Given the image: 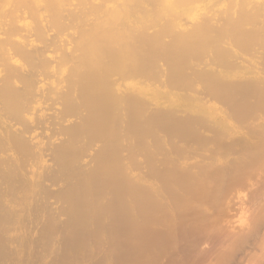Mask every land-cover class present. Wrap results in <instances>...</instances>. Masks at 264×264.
<instances>
[{"label": "rangeland", "instance_id": "rangeland-1", "mask_svg": "<svg viewBox=\"0 0 264 264\" xmlns=\"http://www.w3.org/2000/svg\"><path fill=\"white\" fill-rule=\"evenodd\" d=\"M237 1L240 0H236L234 3ZM245 1H241L242 3L240 2V5H244ZM229 3L230 2L225 1L222 3L223 5L220 3L218 6H220V8L228 7ZM241 6L238 12L246 11L245 14H247V12L250 11L249 9H251V12L253 11L256 16L262 9L264 10L263 3H261L258 8L260 9L259 13L258 10L254 8H248L249 11H247ZM153 11L156 12L155 9H152L148 14L153 15ZM238 12L232 15L236 21H239V19L241 20V18L238 17L236 19L237 15H242L241 12L240 14ZM245 14L243 13L242 17H245L246 21H249V23L252 21L258 24L264 21V14L258 15L262 16V18H256L254 14L249 16V18L253 16V20L248 18L247 15L249 14L246 15L247 17L244 16ZM148 20L150 21V19ZM247 27L250 28L252 26ZM223 28H225V26ZM215 30L213 32L214 35L211 34L213 38L216 35L212 41L216 40L218 37L220 39L223 35L222 32L220 33L221 29L218 32L216 31V34ZM222 31L224 32V29H222ZM229 34H226V36ZM209 35V40H203L202 42L201 40L195 41L186 44L182 49H175L177 50L175 51V55L179 60L174 57V53L170 54L173 55V57L171 56L172 58H168L170 57L168 54L158 55L147 51V53H152L153 56H150V54H148L149 56H145V54H147L145 53L143 57L136 60L137 66L131 63V65L124 70L125 73H123L122 69L120 70V67H116V69L120 71L119 73L122 71L123 74H120L119 80V76L116 78V76L114 77L112 75L111 81L113 83H119L121 77H123L122 80L128 78L126 79L127 81L130 83L133 82L129 93L126 95L128 97L123 99L117 98L112 94L108 78L106 77L105 79L107 81L103 82L105 87L100 83L99 87L89 89L91 92L88 90L89 92L87 91L86 93L85 91L83 94L81 93L76 96L72 101L61 103L57 106V109H53L52 112L45 111L44 113V111H41L37 113V115H30L27 113L28 117L26 115L25 105L22 104L19 106L14 104L15 108L12 106L13 104H8L3 101L0 96V237H3L0 239H4L3 241H5L4 243L0 241V258L2 257L0 259V264H18V262H20L19 264H102L100 259L103 260L104 255L105 259L103 262L108 261V263H113V258L116 254L114 250L116 247V238H113V235H109L114 232H112L111 226L109 228L108 225L112 223L113 226L115 215L121 216V213L125 215L126 208L130 206V208H132L131 214H133L131 217L136 215L134 221L135 219L137 220V217H139L138 220L141 221L142 217L139 212L141 206H138L141 196L139 198L137 197L141 193V195L146 196V193L149 191H147V188L151 189L154 194L155 203L161 205L162 202V206L166 211L173 213L174 202H171L174 201V199L172 194H170V192L168 193V187L166 188V186L160 184L166 181V179L162 180V178H164V176L174 177L175 172V176H177V168H180V171L178 170L179 173H183L187 169L188 171L192 170L190 172L193 173V175H197L206 169L204 167L206 165L207 176L222 166V168L228 170V173L232 171L231 175L233 177V169L239 164L241 165L240 171L243 173L245 172L244 174H248L247 170L253 169L249 172V174L251 173L252 175L248 176L246 174L244 179V182L250 183L246 188L247 190H243L244 192L242 191L241 194L234 193L229 200L222 204V210H217V212L219 211V213L221 212L222 214L216 213L219 214L215 215L216 219L220 215L223 216V218L219 217L222 218L220 222L222 221L221 224L224 223L226 226L225 228H230L231 232L228 230L229 228L227 231H229V234L232 236L228 234L227 238H224L225 241L230 238L231 240H227L226 242L223 241L225 242V246L224 243H222V250L217 251L216 249L218 246H215L216 249L215 247L212 249L213 255L212 257L210 255L208 258L210 260L207 264H218V262H221L219 264H245L247 260H250L249 258L251 257L249 256L254 252L256 253L254 255L259 254V256H262L260 253L264 252V250L261 251L264 248V189H258V192L261 191V193L259 192V197H256L255 194L257 191L255 190L264 183L262 182V180L264 181V179H262V176H264V164H262L264 163V148L262 145L264 146V144L261 143L262 141L264 143V54L259 56V59H253L248 51L251 48L250 46L256 42L254 40L258 41L257 45H260L262 41L259 42L257 39L258 34L257 36L254 34L255 38L249 34L248 36L252 37V39L249 40H252V42H245L247 40L246 38L244 42H239V45L245 43V45H241L242 48H239L238 43L235 41L234 43L232 38L227 36L232 42L230 43L229 39L228 42L225 38L226 44H224V47L232 49L233 47L228 46V44H235L233 45L234 50H229L234 52L235 57H228V51V56L226 55L227 53L222 51L221 53L224 54L216 53L217 51L214 54L213 50L216 49L214 44L212 43L209 46L204 44L210 41L209 37L211 35ZM259 37L262 38V40L264 39V35H259ZM236 44L237 47H235ZM261 44L262 46L264 45L263 43ZM200 45H202V50L205 51L208 49L209 52L211 51L209 53L206 50L208 54H213L211 55L213 56V58L211 57L212 59L209 56H207L209 57L208 60L206 59L207 57L204 59L201 57L202 50H198ZM194 46H197L196 49ZM244 46L250 48L246 50ZM255 46L254 44L253 47L255 49L264 51V46L262 47L263 50ZM203 47H209L211 50L209 48L203 49ZM238 48L240 53L236 50ZM196 50L199 51V55ZM191 51L194 53L196 52V55L199 57H196ZM244 51L248 52V54ZM250 51L252 52L253 50ZM176 52H178L179 55ZM190 52L192 53L191 55ZM233 52H231V54H233ZM154 55H158L156 57L157 59L161 58V55H164V57L162 56L163 58H161L162 61L158 60L159 64L156 62L157 60H155ZM204 55L206 56V54L203 53L202 56ZM187 56L191 62L195 61L196 64L202 62L200 60L201 58L202 60L209 61V63L201 67H191L195 66V63H192V65L189 64L190 62H188L189 65L187 63V65L184 64L188 60L185 59ZM223 56H227L228 60L224 59L225 57ZM215 57L216 59L218 57L220 62H217ZM221 57L227 60V64L229 62H234L233 64L235 65L236 63V65H229L230 63L228 65L224 64ZM238 57H240V59ZM234 58H236L238 62H235ZM214 59L217 64L215 62L214 65L208 67L207 65L213 64ZM175 62L177 64H175ZM218 63L224 65L222 66L221 64L218 68ZM176 66L178 67L176 68ZM134 67H136L135 69L138 67V72L133 70ZM115 70L111 71L114 73ZM132 70L136 71L137 74L132 72ZM30 75L31 74H27L29 77ZM138 76H141V79L138 78ZM26 95L28 94L23 93L21 97ZM31 99L34 100L33 97ZM31 102L33 103V101ZM255 142L258 143L256 144ZM143 143H145V148ZM160 143L162 144L160 145ZM147 144H149V146H147L148 149L150 146L152 147H150V150L152 153L156 154L155 156L153 154H147L149 153V150L146 149ZM243 144H245L246 147ZM200 148L203 149V151H201ZM146 150L148 151L145 154ZM148 155H152L153 157L151 158L153 159L149 160V158H147ZM200 156H204V158ZM215 156H217L218 159ZM121 160L124 161L122 166H126H120L119 168L118 166L121 165ZM152 160H154V164ZM116 161H120V163L118 162L115 164ZM250 161L251 163H249ZM65 164H67V166ZM68 164H71L69 166L70 168H68ZM108 164H111V166ZM128 164H130V166H128ZM105 165H107L106 169L108 166L112 167V170L110 168L109 170L115 172L114 174L112 173L111 176L114 175L116 179L111 177L108 173H105ZM260 165L261 170L259 168ZM113 166L115 167L114 169ZM174 167L176 171L173 169ZM242 167L245 169H242ZM254 168L258 169V171L256 169L255 171ZM124 170L125 172L123 173ZM227 170L225 172H227ZM90 171L95 172L96 174L93 173L95 176L98 175L96 177L99 178L97 181ZM168 171L173 174L170 175ZM60 172L61 174H68L66 179L69 175L74 178L71 180L72 177L70 176L71 178L68 182V179L66 180L65 176L63 177L64 174L61 175ZM117 172H120V174ZM80 173H83L85 178L82 177L83 174ZM85 173H87V175L91 173V178ZM122 173L123 176L126 174L124 176L125 179L127 175L128 178L130 176L129 179L127 178L128 180L126 179L127 181H124L125 183L121 182L123 179L120 180L118 178H122ZM159 173L162 174V177ZM104 174H108L109 176ZM116 174H119V176L117 177ZM226 175H224V179H226ZM148 176L150 177L149 179ZM78 177H82L83 179H80V182L76 183V178ZM86 177H88L89 181H95L93 184L95 183L96 187H94V185L92 188H99L97 186H102L103 188L101 191H106L109 188H105L109 185V192L106 191V193H102L99 191L96 194L95 192L100 190V188L93 191L94 188L91 189V187L89 188L93 192L86 193V190L82 191L83 188H87L84 187V184L89 183L88 185L90 186L92 183L88 182ZM109 177L111 178L107 182L106 179H109ZM206 177L204 183H213L210 176H208V178ZM233 177L228 179L230 180ZM134 178L136 179L131 182ZM140 178H143L144 181L142 179V182ZM129 180L132 184L136 183V187L135 185L131 186L134 189L133 191L129 190L132 191L131 193L126 188L131 185ZM157 181L158 183L160 182V185ZM114 184L117 186L115 187ZM81 185L83 187H81ZM140 185L146 187H140ZM118 186L121 189H118ZM89 188L87 189L89 190ZM115 188L121 191L116 192ZM159 189H161L162 192H159ZM174 190L177 193L182 191L177 187H174ZM91 193L92 196H90ZM98 193H100V195ZM107 193L112 195L108 196ZM113 193L118 194L119 198L120 194H122L121 197L126 195L122 200L117 197L121 202L125 200V204L120 202L122 207L116 199L117 195ZM136 193L140 194L137 195ZM114 195L115 198L113 197ZM109 197L110 201L114 198L112 204L110 201L106 202ZM127 197L129 200H127ZM165 197L167 201H165ZM132 198H134L135 201H133L134 199ZM99 199L102 204H100ZM130 199H132V201ZM251 199L254 200L256 204H253ZM82 200L85 203L89 201L92 204H94V200H97L99 202L97 204L99 205L98 207L95 205L89 207V203L83 204ZM130 201L131 203L138 201V203L136 202L138 207L135 205H128ZM79 202L83 204L81 205L82 207L87 205L89 208H87V206L81 208ZM75 203H78L77 206ZM106 203H110L111 206H107L108 204ZM113 203H115L114 206L116 207L114 208L117 212L119 213L121 211V213L118 214L116 210L114 212L112 211V209H114ZM165 203L167 205L164 206ZM118 204H120V209H117ZM102 205L103 209L106 207L111 209L103 210L100 208ZM95 207L103 211L100 210V213ZM91 208L95 209L92 210ZM95 211L96 214L98 212L97 215H99V213L105 215L107 211L108 217L104 215L94 216ZM109 211L111 213H109ZM132 211H134V213ZM75 212L78 216L79 214L84 216L78 217ZM110 214H114V216ZM123 214L122 216H124ZM100 216L105 218L93 219ZM76 217L79 220H77ZM112 217L113 219H111ZM105 219L109 223L108 225ZM76 220L77 222L80 220L84 222L85 220L87 223L84 222L86 225L82 226L79 224L83 222L80 221L81 223L79 222L78 224ZM98 220H101L102 223L101 221L98 222ZM91 221H97L98 223L95 225V223ZM75 223H77V225ZM89 223L94 224L93 227H91L92 225ZM87 224H89L88 227ZM100 224H103V227H101ZM104 224L106 228H104ZM107 226L109 229H107ZM80 227L84 230H81ZM94 227H97L99 230L95 229L94 231ZM99 227H101V229ZM115 228L114 229L118 232L120 231V228ZM87 232H89L91 236L89 233L87 235ZM98 234L102 236L99 237ZM117 236L118 235H116V237ZM79 238H83V240L80 242ZM85 238L86 240H84ZM112 239H114V242H112ZM231 242L233 244L230 247L227 244ZM112 243H114L113 245L115 246H113ZM18 244L20 245L18 246ZM25 245V248H27L29 252L24 248ZM258 246L263 248L258 250ZM8 247L11 254H9V252L7 253ZM207 247L209 248V246ZM219 247H221V243ZM13 248L16 254L14 251L12 253V250H14ZM1 249H4L5 252ZM221 251H223L224 254ZM25 252H27L28 258ZM221 253L222 256L224 255L223 258L221 257ZM13 254L14 259L12 257L11 259L10 256L6 257V255ZM15 255L18 261L15 259ZM220 257L222 260L219 261V259H221ZM241 258H243L242 261L240 260ZM110 259L111 261H109ZM254 259L257 258L255 257L253 260ZM253 260H251V262H253ZM254 262L252 264H257ZM246 263L248 264V262Z\"/></svg>", "mask_w": 264, "mask_h": 264}, {"label": "bare ground", "instance_id": "bare-ground-1", "mask_svg": "<svg viewBox=\"0 0 264 264\" xmlns=\"http://www.w3.org/2000/svg\"><path fill=\"white\" fill-rule=\"evenodd\" d=\"M225 1L230 2L228 7L220 8V6L218 5L220 3L222 4ZM234 1L236 0H148V1L147 0H0V96L3 99V101H5L8 104H13L12 106L14 107L15 105H19V106L22 104L25 105L26 115L27 113L30 115H37V113H40L41 111H44V113L45 111L52 112V110L57 109V106H59L61 103H64L65 101L66 102L72 101L79 94L81 93L83 94L85 91L87 93L89 89H93L94 87L95 88L99 87L100 83L104 85L103 82L107 81L105 79L106 77L108 78V82L111 87L110 89H111L112 94L116 96L117 98L123 99V98L128 97L126 95L129 93L131 84L133 82L130 83L129 81H127L126 79L128 78L126 79L124 78L122 80L123 77H121L120 79L121 81L119 83H113L111 81L112 80L111 76L112 75L114 77L116 76V78L117 76H119L118 77V80H119L120 74L122 73V71L121 73H119L120 71H118L116 67H120V70L122 69L123 73H125L124 70H126L129 67V65H131V63H133L134 66H137L136 60L143 57L144 54L147 53V51L152 52L154 54H158V55L168 54V56L174 53L173 55L177 59L175 55V51H177L178 49H182V47H185L186 44L193 43L195 41L197 42L200 40L201 42L203 40H207L209 34L214 35L213 32L215 29H216L215 34L221 29L220 33L221 32L223 33L222 37L219 39V37L217 36L218 38L212 41V39H214L216 35L214 36V38L212 35L211 36L209 35L210 41L204 43L206 46H209L212 43L214 44V46L216 47V49H214L215 51L213 50L214 54L216 51H217L216 53H219V54L221 53V51L225 53H227L228 51L229 56H228V53L226 54L228 57L230 56L235 57L234 52L229 51V50H234L233 45L235 44L230 45V43L232 41L233 42L235 41L236 43H238V47L242 48L241 45L243 43L239 45V42L240 41L244 42L245 39L247 38L245 42L250 41L251 43L252 40H249V39H252V37L255 38L254 34L256 36L258 34L257 39L259 40V42L262 41L261 43L264 44V39L262 40V38L259 37V35H264L263 34L264 33V21L261 19L263 21L261 23L255 24L252 21H250L251 23H249V21H246L245 17H242L243 13L245 14L246 11L238 12V10L240 9V6L242 5L241 7H243L245 10L247 11L250 10L249 12H247V14L249 15L247 14L244 15V16L247 15L249 18V16L253 15L254 13L253 11L251 12V9L248 10V8H254L258 10V13H259L260 9L258 8L260 7L261 3L264 4V0H246V1L244 0L245 1L244 5L243 4L240 5V2L243 0L237 1L235 3ZM227 8H230V9H227ZM150 9L156 10V12L153 11L154 12L153 15L151 14L152 17L151 15L148 14V12L151 11ZM237 12L239 14L241 12L242 14V15L236 16V19L237 17L241 18V20L239 19V21L234 20V17L232 16L236 14ZM259 14L263 15L264 10L262 9V11ZM254 15L256 18L257 17L262 18V16H258V15L256 16V14ZM253 18L254 17L252 16V18H249V19L253 20ZM148 19H150V21ZM224 26L226 29L223 28ZM247 26H252V27L249 28ZM222 29H224V32L222 31ZM226 34H229L227 36L231 37L232 41L230 40L229 37L227 38ZM249 34L252 37L248 36ZM247 36L250 38H248ZM225 38L227 39L228 42L230 40V43L229 44L227 43V44L228 46H232L233 47V48L231 47L232 49H230L228 46L227 47L229 49L224 47V44H226ZM254 41L256 42L253 43V45L255 44L256 45L255 47L258 46L259 49L260 48L262 49L264 45L262 46V44L260 43L261 45L260 47V45H257L258 41L257 40H254ZM243 45H245V43ZM253 45L250 46L251 48L249 47L250 50H253L252 52L248 50L249 48H247L248 47L247 45H246L247 47L246 46L244 47H246L245 49L250 52L249 54L253 59L255 58L259 59L258 57L263 55L264 51L255 49ZM201 46L202 45L199 46L200 48L198 47L199 51L202 50ZM196 47L194 46L195 49ZM235 47H237V44ZM205 48H209V47H203V49ZM239 48L236 49L238 50V52H239ZM206 50L208 51V49ZM206 50L205 51L202 50V55L204 53L206 54V56L201 55V57L203 59L207 56H209L210 58L211 57L213 58V56H211L213 54L212 53L211 55L208 54L209 51L206 52ZM199 51H198V55H199ZM191 52L194 53L193 51ZM191 52H190V55L192 54ZM231 52H233L234 55L231 54ZM152 53H147L145 54V56L146 55L149 56L148 54H150V56L151 55L153 56ZM245 53L248 54V52H245ZM194 54L196 55V52ZM221 54H224V53H221ZM158 55H154L155 60H157L156 61L157 63L159 62L158 60H161V58L164 57V55H161V58L157 59L156 57ZM173 55H170V57L168 56L166 57L172 58ZM198 55H196V57ZM227 56H223L225 57L224 59L228 60ZM209 57H207L206 59L208 60ZM188 58H189L188 56L187 58L185 57V59H188ZM202 58L200 59L202 62H200L199 64H196L195 61L191 62V60L189 59L187 61L185 60L186 62L184 64L187 65L188 62H190L189 64L191 65L192 63H195V66H191V67H201L202 65L205 66L206 64L209 63V61L202 60ZM236 58H234L235 62H238L236 61ZM238 58L240 59V57ZM215 59L213 60V64H209L207 66L209 67L210 65H214L216 61L218 62L220 60L218 59V57L216 61ZM221 59L222 61H224V64L226 65H228L229 63H230L229 65L231 64L233 66L236 65V63L234 65L233 64L234 62L231 63L229 61H228L229 63L227 64L226 62L227 60H224L222 57ZM222 63H218L217 67L218 66L220 67ZM175 64L177 63L175 62ZM224 64H222V66ZM177 67L178 66H176V68ZM135 68L136 67H134L133 70H136L138 72L137 70L138 67L137 69ZM111 70H115L114 71L115 75L113 71ZM133 70L132 72H135V74H137L136 71H133ZM27 74H31L30 77L27 76ZM140 77L138 76V78ZM89 91L91 92V90ZM23 93L28 94V95L21 97ZM32 97L34 100L31 99ZM31 101H33V103ZM158 141L161 142L160 140ZM261 143L264 144L263 141ZM161 144L162 143H160V145ZM243 145L246 147L245 144ZM143 146L145 148V143H143ZM147 146H149V144H147L146 147ZM150 147L149 149L148 147L146 148L149 150V153L147 154H153L155 156L156 154L152 153V151L150 150L152 147L151 148ZM262 147L264 148L263 145ZM148 150L145 151V154ZM201 151H203V149H201ZM151 157L153 156L152 155L147 156L149 160L153 159ZM200 157L204 158V156H200ZM215 157L217 158V156ZM152 161L154 164V160ZM118 162L120 163V161H116L115 164H117ZM123 162L124 161L121 160V165L118 164L119 166L118 165L116 166H118L119 168L120 166L121 167L126 166V165L122 166ZM241 163H242V160H241ZM249 163H251V161ZM65 165L67 166V164ZM70 165L68 164V168H70L69 167ZM106 166L107 165L104 166L105 168L104 171H106L105 173H108L110 176L112 173L113 174L115 173L111 171L112 167H109L111 166V164L108 166L107 168L108 170L106 169ZM128 166H130V164H128ZM204 167L207 169V165ZM222 167L216 169L214 172H211L210 175H208L212 178L213 183H207V182L204 183V179L207 176L206 169H204L202 172H200L197 175H193V173L190 172L192 170L188 171L186 169L185 172L179 173L180 168L176 169L174 167L173 169L174 170L176 169L178 172L177 176H175L176 172L174 173V177L164 176L162 180L166 179L165 183H160V182L159 183L161 185L163 184L164 186H166V188L168 187L169 189L168 193L170 192V194H172L173 196L174 201L171 202V203L174 202L173 203L174 205L173 213H169L168 211H166V209L162 206V202H161V205L154 202V196H153L154 194L152 193L151 189L147 188V191L148 190L149 191L146 193V196L144 195L145 197L141 195L142 193L141 194L136 193L137 195L140 194L138 197L136 195L137 198H139L140 196L143 197V198L140 197L139 199L140 204L138 205V206H141L140 208L141 210H139V212L141 213L142 220L141 221L138 220L139 217H137V220L135 219V221L137 222L134 221V217L136 215H134V217H131V215L133 214H131L132 208H130V206L126 208L125 215L121 213L120 211L119 213H121V216L116 214L115 220L113 219V217L111 218L113 219V222H114L113 226H112V223H110L111 224L110 225L107 222L106 220L107 218L105 219L107 225L109 224L108 225L109 228L111 226L112 232L115 233L116 231V233L118 234L116 233L115 234L118 236L116 237L114 233L109 234L110 236L113 235V238L114 237L116 238L115 239L116 247L114 249L116 254L113 258V263L111 262L108 263V261L103 262V260L105 259V255H104L103 260L100 259V261H102V264H203V263L207 264V262L210 260L208 258L210 257V255L211 257L213 255L212 249L215 246L216 247L218 246L219 248V249L218 248L216 249L215 247L217 251L223 249L222 243H224V246H225V242L228 240L227 239L225 241V239L227 238V235L229 234V231H230L229 227H228L229 229L225 228L226 226L224 225V223L221 224L222 221L220 222V219H222L223 216L220 215L219 217H222V218L218 217L219 219L218 218H217L218 220L216 219L215 215L222 214L221 212L219 213V211L217 212V210L219 209L221 211L222 204L225 203L227 200H229L230 197H232L234 193L241 194L242 191L243 190L245 191V189L250 185V183H246V181L244 182V179L247 173L244 174L245 172L243 173L242 171H240L241 169L240 164L236 166V168L233 169L234 177L231 175L232 171H229L228 173V170L226 169L227 172H225L226 171L225 168H222ZM260 167L261 165L259 166V168ZM109 168L111 170H109ZM114 168L115 167L113 166V169ZM242 169H245V168L242 167ZM255 169L256 168H254V170ZM252 170L253 169L247 170L248 176L252 175L251 173L249 174V172H251ZM256 170L258 171V169ZM124 172L125 170L123 171V173ZM83 173H80V174H83ZM91 173L93 174L95 172H91ZM117 173L120 174V172H117ZM123 173L121 175L122 178L118 177L119 174L118 175L116 174L120 180L123 179V181H121L122 183L124 181H127L130 178V176L128 178L127 177L128 175H127L126 179L127 178L128 179L126 180L124 178L126 174H124L123 176ZM227 173L231 175L230 177H233V178L229 180L228 178L230 177H228L229 175ZM85 174L87 175V173ZM108 174H104V175H108ZM171 174L173 173H170V175ZM90 175L88 177H90ZM224 175H226V179H224L225 177ZM64 176L66 179L68 174H64L63 177ZM70 176L71 175H69V177L67 178L68 182L70 178L72 177ZM92 176L96 178L98 175L95 176L93 174ZM208 176L206 178H208ZM82 177L85 178V175L83 174ZM82 177L76 178V183H79L80 182L79 180L83 179ZM88 177H86L88 182L90 183L92 182V183L90 186L88 185L89 183L84 184V187H87V188L91 187V189H93L94 187H96L95 183L93 184V182L95 181H89ZM111 177L115 178L114 175ZM111 177H109V179L105 178L107 182L110 180ZM161 177H162V174H161ZM263 177L264 176H262V179H264ZM73 178L74 177H72L71 180ZM149 178L150 177L148 176V179ZM97 179L99 178H96L95 180L97 181ZM135 179L136 178H134L131 182H133ZM157 180L159 179L157 178ZM131 182H130L131 185H129L128 183L129 186L126 187L128 191L134 190L133 187H131L132 185L133 186L135 185L136 187V183L132 184ZM259 182L262 183L264 181L262 180V182L261 181ZM116 184H114L115 187L118 185ZM263 184L264 183H262L260 187L256 188L257 189L255 190L257 191L255 194L256 197L260 195L259 192L261 193V191L258 192V189L259 188L262 190L264 189ZM92 186L94 187L92 188ZM142 186L140 185V187ZM81 187L83 186L81 185ZM97 187H99L100 190L96 191V189H99V188L93 189V191H96L95 192L96 194L99 191L102 193H106V191L110 189V186L108 185V187L105 189H108V188L109 189L106 191L103 189L105 191L104 192V191H101V189L103 188L102 186H97ZM174 187H177L181 189L182 191H180V193L178 192L179 193L178 194L177 192H175ZM87 188H83L82 191L86 190L85 191L86 193L93 192L92 190H90V188H89L90 191ZM118 189H121V188L119 187ZM115 190L116 192L121 191V190H117L116 188ZM132 191H129V192L131 193ZM158 191L160 192L161 189H159ZM110 193H107L108 196L112 195ZM98 194L100 195V193ZM113 194H116V193H113ZM116 195H117L116 199L118 200L119 203L121 202L119 201L120 198H121L120 200H122V198L126 197V195L124 197H121L122 194H120V198H119L118 194ZM90 196H92V193ZM113 197L115 198V195ZM114 198L111 199V201H110V197L108 198L109 200L106 198L107 199L106 202L110 201V203L112 204V200H114ZM132 199L130 200L132 201ZM127 200H129L128 197H127ZM94 201H95L93 202L94 204L90 203L89 201H86V203L83 201V204H87L88 202L90 204V205L88 204L89 207L90 206L93 207L92 205H95L98 207L99 204L97 203L99 202L100 204H102L101 200L99 202L97 200H94ZM133 201H135V199ZM165 201H167V198ZM123 202L121 203L125 204V202L124 203ZM136 202L138 203V201ZM136 202L135 203L132 202L131 204L129 203L128 205H135L136 207H138ZM110 203L109 204L106 203L108 204L107 206H111ZM252 203L254 204L255 201L252 200ZM83 204L80 203L79 205L81 206ZM114 204L115 203H113V208L116 207L114 206ZM120 204L117 205L118 206L117 209H120L122 207V204H121V207L119 208ZM165 205L167 204L165 203L164 206ZM88 206L87 208H89ZM83 207L81 206V208ZM97 207L95 208L97 209ZM100 208L103 209V205ZM100 208H98L97 211H100V210L103 211V210L109 209L107 207L103 210ZM224 208H223V214H224ZM115 210H116L115 208L112 209L113 212ZM132 212L134 213V211ZM100 213L99 215H104L103 213L102 214ZM106 213L104 216L108 217V212L106 211ZM109 213L111 212L109 211ZM216 213H219V214H216ZM94 214H95L94 216H96L98 212L96 214V211H95ZM114 214L113 215L110 214V215L114 216ZM122 214L124 216H122ZM76 216H78V214ZM79 216L83 217L84 215L81 216L79 214ZM105 217L100 216V217H95L93 219H96V218L104 219ZM80 221H78L77 223L79 224ZM100 221L98 220V222ZM84 222L79 225H82V226L86 225L84 224ZM91 222L95 223V225L98 223L97 221L96 222L91 221ZM77 223L75 224L77 225ZM89 224H87V227L89 226ZM90 225H92L91 227H93L94 224H90ZM100 226L103 227V224L102 225L100 224ZM108 226H107V229H109ZM114 226L117 227V229L120 228V231L118 232L117 230H115L116 228ZM81 227L80 229L84 230ZM101 227L99 228L101 229ZM104 228H106V226ZM95 229H97V227H94V231ZM227 229L229 231H227ZM88 233L89 232H87V235ZM98 235L99 237L102 236V235L100 236V234ZM86 238L84 240H86ZM1 239L0 241L4 243L5 242L3 241L4 239L3 240ZM75 239H76V236H75ZM79 240L81 242L83 238H79ZM112 240L110 241L114 242V239ZM230 240L231 238L228 241ZM220 243H221L222 248L219 247ZM113 244L114 243H112V245ZM232 244L233 243L231 242L230 244L228 243L227 245L231 247ZM7 245H6V248H7ZM19 245L20 244H18V246ZM207 246H209V248ZM25 247L26 245L24 246V248ZM258 247H257L258 250L263 248L261 246H258ZM1 250L5 252L4 249H1ZM9 250L10 249L8 247L7 253L9 252ZM263 250L264 248L261 251ZM13 251L16 254L15 249L12 250V253ZM26 253L27 252H25V254ZM263 253L264 252L260 253V255L262 256H259L258 252H257L258 255H254L256 254L255 252L252 253L251 254L252 256L251 255L249 256L251 257L249 258L250 260H247L246 262H248V264L250 263L252 264L255 261L254 263L264 264V254ZM9 254L11 253L9 252ZM7 256L8 257L10 256V258L12 257L14 259V254L6 255V257ZM223 256L221 253L222 258ZM26 257H27V254H26ZM255 257L257 259L253 260V258ZM222 258L219 259V261L222 260ZM15 259H16V255H15ZM111 259L109 261H111ZM242 259L243 258H241L240 260L242 261ZM251 260H253V262H251ZM246 262L245 264H247ZM19 263L20 262H18V264ZM219 263L221 262H218V264Z\"/></svg>", "mask_w": 264, "mask_h": 264}]
</instances>
